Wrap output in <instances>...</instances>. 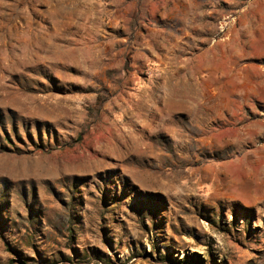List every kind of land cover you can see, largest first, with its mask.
<instances>
[{
	"label": "rangeland",
	"instance_id": "374dc122",
	"mask_svg": "<svg viewBox=\"0 0 264 264\" xmlns=\"http://www.w3.org/2000/svg\"><path fill=\"white\" fill-rule=\"evenodd\" d=\"M0 264H264V0H0Z\"/></svg>",
	"mask_w": 264,
	"mask_h": 264
},
{
	"label": "bare ground",
	"instance_id": "6f19581e",
	"mask_svg": "<svg viewBox=\"0 0 264 264\" xmlns=\"http://www.w3.org/2000/svg\"><path fill=\"white\" fill-rule=\"evenodd\" d=\"M78 10V9H77ZM90 12V11H89Z\"/></svg>",
	"mask_w": 264,
	"mask_h": 264
}]
</instances>
